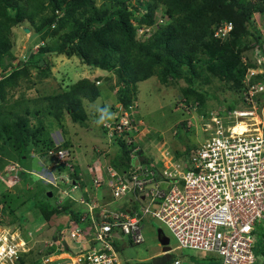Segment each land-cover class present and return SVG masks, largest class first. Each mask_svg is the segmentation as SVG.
Instances as JSON below:
<instances>
[{
  "label": "trees",
  "instance_id": "1",
  "mask_svg": "<svg viewBox=\"0 0 264 264\" xmlns=\"http://www.w3.org/2000/svg\"><path fill=\"white\" fill-rule=\"evenodd\" d=\"M131 1L111 0L97 6L96 0H0V170L9 158H13V154L7 153V147L15 149L20 159H25L38 148H43L46 154L59 147L71 149L72 144L68 141L59 146L54 143L44 117L51 116L59 121L69 114L74 123L84 124L88 114L83 107V99L93 102L100 95L94 82L82 79L60 92L32 100L35 104L47 101L45 106L35 111L26 105L23 98L10 104L20 87L33 88L52 76L50 58L53 55L77 57L84 65L115 73L116 85L120 86V105L126 109L134 103L138 83L154 76L164 85L170 79H183L188 84L182 97L186 105H190V97L203 104L204 96L195 86L200 80L209 81L208 74L205 76L207 72L211 77L227 82L230 91L241 94L239 91L244 88L242 83L248 68L256 67L248 56V53L251 55L259 47L251 46L250 39L260 45V34L253 26L252 19L255 13H264V0H149L147 3L137 0L141 8L131 4ZM160 6H163L165 24L158 26L147 39H137L140 27L155 26V12ZM226 22L233 23V31L226 39L216 37V30ZM26 27L39 46L34 58L28 60L15 56L12 37L13 29ZM246 50L248 62L243 56ZM32 76L37 80H32ZM255 80L264 81V74H258ZM110 81V89L114 90L112 79ZM237 101L240 105V100ZM103 110L110 113L107 108ZM30 116L35 117V124H31ZM103 123L101 129L106 133ZM112 144L117 149L116 157L110 160V164L120 174H124L135 163V159L130 157L131 150L122 140L113 141ZM140 158L146 165L153 161L144 152L140 153ZM50 162L56 165L53 158ZM60 166L59 173H62L66 167ZM74 169L75 172H69V175L78 181L79 165L75 164ZM105 187L104 182L102 192ZM37 195L40 197L32 206L40 212L46 224L53 217L64 213L78 225L83 214L88 213L90 216L86 207L80 210L75 205L71 208L61 205L58 200L51 202L54 193L52 197L44 192H38ZM0 205V213H5L8 203L3 197ZM87 223L86 228L91 225V216ZM2 226L7 225L0 221ZM62 235V232L58 233L55 238L59 240ZM259 242L262 244L257 243L255 248L257 263L260 256L264 258V237L263 241L259 238ZM114 246L119 251L115 243ZM78 247L79 252L84 249L83 245ZM54 254L55 251L50 250L46 256ZM24 260L21 264H26ZM171 262L163 259L150 264ZM200 264H220V260L207 256ZM261 264H264V259Z\"/></svg>",
  "mask_w": 264,
  "mask_h": 264
},
{
  "label": "built area",
  "instance_id": "2",
  "mask_svg": "<svg viewBox=\"0 0 264 264\" xmlns=\"http://www.w3.org/2000/svg\"><path fill=\"white\" fill-rule=\"evenodd\" d=\"M252 24L260 34V45L255 41L253 46L259 47L248 55L256 67H249L243 80L240 107L207 118L198 111V119L209 133L203 143L178 149L182 152L148 151L138 137L143 127L132 118L135 103L127 109L121 106L124 114L103 123L110 146L122 140L135 163L124 174L110 162L96 167V175L98 168L102 173L93 177L91 188L85 190L90 201L85 197L78 200L89 211L91 225L82 226L90 217L85 213L81 224L69 230L70 237L84 249L66 253L64 245L53 241L50 247L57 245L55 252L60 253L42 257V264L66 259L70 264H122L112 235L118 232L130 237V242L142 244L144 222L150 221L165 226L184 250L217 258L220 264H257L256 229L264 220V120L258 113L261 110L264 114V81L255 78L264 74V13H255ZM233 28L232 22H226L215 36L226 39ZM248 56H244L245 62ZM188 114L187 127L195 118ZM257 117L262 121L258 122ZM240 124L248 131H238ZM141 152L153 158L151 164L143 163ZM96 153L107 156L98 147ZM177 153H186V157L176 159ZM47 157L56 160V165H65L70 173L75 172L77 158L71 149H51ZM160 164L164 165L158 169ZM104 182L107 187L102 192ZM100 191L110 196L109 202H100ZM70 223L74 222L70 219L67 225ZM31 251V243L20 231L0 230V264H21ZM170 264H185V260L177 258Z\"/></svg>",
  "mask_w": 264,
  "mask_h": 264
},
{
  "label": "rangeland",
  "instance_id": "3",
  "mask_svg": "<svg viewBox=\"0 0 264 264\" xmlns=\"http://www.w3.org/2000/svg\"><path fill=\"white\" fill-rule=\"evenodd\" d=\"M110 1L96 0V3L97 6H100ZM140 1L147 3L149 0ZM131 4L139 7L137 0H132ZM155 13L157 15L155 26L140 27L137 39H147L157 30L158 26L165 24L162 17L164 13L163 6H160ZM31 34L32 32L27 33L25 28L13 29L12 37L15 44L13 53L16 57L25 60L34 58L39 46L36 45L37 39L32 38ZM53 40H56V38ZM250 43L253 46L254 39H250ZM247 53V50L244 51L243 56H247ZM248 55L250 54L248 53ZM50 59L52 61V76L43 79L41 83H38L33 88L20 87L14 93L15 95L10 100V104L23 98L27 102L26 105L32 111H35V109L45 106L47 101L35 104L32 100L60 92L69 84L77 83L82 79H89L94 82L100 90V95L93 102L83 99V107L88 114V119L84 124L74 123L69 114H65L59 121H55L51 116L44 117V121L48 124L47 130L56 145H63L67 141L72 144L73 157L77 158L75 164L80 166L81 162L79 163V161H82L83 166L89 167L90 170L99 165L103 166L105 161L108 163L115 157V149L117 147L110 146L111 143L103 136V130H100L101 123H97V121L100 119L104 108H108L112 112L110 113L111 119H107L108 121L125 112L120 105V86L116 85V74L84 65L77 57L68 58L64 55H53ZM206 75L209 77V81L203 82L200 80V82H196L195 86L196 90L202 92L204 96L203 104H198L194 97H190V102L193 105L191 109L188 108V105L182 99L184 96L183 90L188 87V84L183 79H170L168 84L164 85L157 76H154L138 83L136 96L134 97L135 104L131 112L134 115L132 118L140 122L143 127L138 137L142 140L140 142L141 145H146L145 148L149 149L148 151H152L154 154L160 153L159 149L175 152L184 146L190 149L203 143L209 133L204 131L203 123L198 119V111L200 116L203 115L207 118L211 114L219 115L221 111L229 112L234 107H240L237 104V100H240V95L230 91L227 82L211 77L208 72ZM110 79H112V83L115 86L114 90L110 89ZM32 80L37 79L32 76ZM243 89H245V86ZM23 105L25 106V104ZM188 113L194 115L195 118L191 119L192 125L187 127L186 121L191 117ZM258 113L261 119L264 120V114H262L261 110ZM29 119L31 124H35L36 119L34 116H30ZM257 121L260 122L262 120L257 117ZM104 134L106 135V133ZM105 139H107V142ZM97 147L102 151L107 150L104 151L107 156L105 155L104 158L100 157L96 153ZM7 150V153L13 154V158L7 156L9 158L8 162L0 170V199L3 197L8 203L5 213H0V221L7 226L0 227V230L20 231L21 236L31 243L32 251L24 258L26 264L33 262L42 264V257L44 258L50 250L55 251L57 245H64L67 249L66 253H78L79 247L70 239L68 232L76 227L75 223L67 225L71 219L70 216L64 213L53 217L49 224H46L41 218L40 212L32 205L40 197L37 195L38 192L47 193L48 196L50 192H53L54 197L51 198V202L58 200L61 205L70 206V208L73 205L79 206L80 203L78 204L77 201L83 197L87 198L89 202V194L88 196L86 194L83 195L80 190H76L74 185H71L66 179L70 171L65 169L62 173H59L62 166H53L43 148L34 149L25 159H20L21 156L15 152V149L7 147ZM178 151L182 152L181 150ZM175 155L176 159L179 158L181 160L186 157V153H177ZM163 165L160 164L158 169L162 168ZM96 171L97 175L96 172L92 174V179L102 173L100 168ZM98 178L100 179V177ZM91 181L85 182L88 188H91ZM72 188L73 190H71ZM36 195L37 199H35ZM0 208L2 209V205H0ZM80 210H82V207ZM87 224V222H84L82 225L85 227ZM61 231H63V235L61 241H59L55 237ZM143 232L145 242L142 244L132 243L130 242V237L121 234L114 235V243L119 249L118 255L122 264H150L153 261L161 262L163 259L173 262L181 257L184 258L185 264H200L208 256L197 251L182 249L171 232L157 221L144 222ZM160 234L169 240L171 251L167 254L158 255L163 250L161 239H159ZM256 234L260 241H263L264 220L257 227ZM259 238L257 243L261 245L262 242H259ZM53 241H56L57 245L50 247V243ZM58 253L60 252H55V254ZM162 256L165 258H162ZM259 259L257 264H261L264 258L260 256ZM54 264H70V261L66 259Z\"/></svg>",
  "mask_w": 264,
  "mask_h": 264
},
{
  "label": "crops",
  "instance_id": "4",
  "mask_svg": "<svg viewBox=\"0 0 264 264\" xmlns=\"http://www.w3.org/2000/svg\"><path fill=\"white\" fill-rule=\"evenodd\" d=\"M108 109V108H107ZM103 110V109H102ZM109 110V109H108ZM110 113H112V112H110ZM109 113V114H110ZM100 130L102 131V129H101V127H100ZM102 133H103V131H102ZM103 136H104V138H106L105 137V134L103 133ZM106 140V139H105ZM185 147V146H184ZM104 151H106V150H104ZM115 157H116V154H115ZM81 162V166H79L80 167V172H79V176H80V180L78 179V181H76V180H73L71 177V175H67V177L69 176L70 177V179H68V180H71L70 182H71V185H74V186H76V190H80L82 193H83V195L85 194V190H87L88 189V186L85 184V182L86 181H91V177H92V174H94L95 173V168L93 169V170H90L89 169V167H84L83 166V163H82V161H80ZM93 168V167H92ZM81 182L84 184V186L83 187H81ZM91 186V185H90ZM74 188V187H73ZM73 188L71 189V190H73ZM75 191V190H74ZM98 198H99V200H100V202L102 203H106V202H109L110 201V196L108 195V194H103L102 195V192H100L99 193V195H98ZM78 202V201H77ZM78 204H79V202H78ZM84 208L85 206L84 205H82V204H79V206L78 205H75V208ZM259 238V237H258ZM258 242V241H257ZM78 245H80V244H78ZM163 251V250H162ZM162 254V252L161 253H159L158 255H161ZM64 255H67V254H63L62 256H64Z\"/></svg>",
  "mask_w": 264,
  "mask_h": 264
},
{
  "label": "water",
  "instance_id": "5",
  "mask_svg": "<svg viewBox=\"0 0 264 264\" xmlns=\"http://www.w3.org/2000/svg\"><path fill=\"white\" fill-rule=\"evenodd\" d=\"M25 31L28 33L30 32L29 29H25ZM44 62L42 61L41 64H43ZM53 193L50 192L49 193V197H52ZM159 239H161V245L163 247V253H168L171 251V247L169 246V240L166 237L161 236V234L159 235Z\"/></svg>",
  "mask_w": 264,
  "mask_h": 264
},
{
  "label": "clouds",
  "instance_id": "6",
  "mask_svg": "<svg viewBox=\"0 0 264 264\" xmlns=\"http://www.w3.org/2000/svg\"><path fill=\"white\" fill-rule=\"evenodd\" d=\"M190 104H192V103H190ZM198 104H199V102H198ZM111 119V115L107 112V110H103V112H102V115H101V117H100V119L97 121V123H103L104 121H105V119ZM182 124V123H181ZM180 124V125H181ZM106 142H107V140H105ZM107 151V150H106ZM50 160V159H49ZM26 256V255H25Z\"/></svg>",
  "mask_w": 264,
  "mask_h": 264
},
{
  "label": "bare ground",
  "instance_id": "7",
  "mask_svg": "<svg viewBox=\"0 0 264 264\" xmlns=\"http://www.w3.org/2000/svg\"><path fill=\"white\" fill-rule=\"evenodd\" d=\"M237 130L240 131V132H242V133L245 132V131H248V130L246 129V126L243 125V124H240V125L238 126Z\"/></svg>",
  "mask_w": 264,
  "mask_h": 264
}]
</instances>
